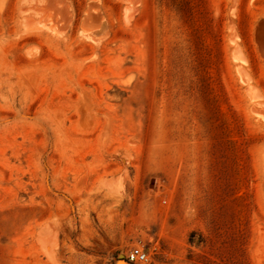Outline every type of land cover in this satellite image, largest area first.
<instances>
[{
    "label": "rangeland",
    "instance_id": "374dc122",
    "mask_svg": "<svg viewBox=\"0 0 264 264\" xmlns=\"http://www.w3.org/2000/svg\"><path fill=\"white\" fill-rule=\"evenodd\" d=\"M136 246L264 264V0H0V264Z\"/></svg>",
    "mask_w": 264,
    "mask_h": 264
},
{
    "label": "built area",
    "instance_id": "2783aa9c",
    "mask_svg": "<svg viewBox=\"0 0 264 264\" xmlns=\"http://www.w3.org/2000/svg\"><path fill=\"white\" fill-rule=\"evenodd\" d=\"M129 263L133 264H149L150 257L149 254L139 246L131 248L125 256Z\"/></svg>",
    "mask_w": 264,
    "mask_h": 264
},
{
    "label": "bare ground",
    "instance_id": "6f19581e",
    "mask_svg": "<svg viewBox=\"0 0 264 264\" xmlns=\"http://www.w3.org/2000/svg\"><path fill=\"white\" fill-rule=\"evenodd\" d=\"M120 261H121V260H120ZM120 261H119V262H120ZM122 261H123V260H122ZM125 262L129 263L128 261H125ZM118 264H119V263H118ZM130 264H131V263H130Z\"/></svg>",
    "mask_w": 264,
    "mask_h": 264
},
{
    "label": "water",
    "instance_id": "95a60500",
    "mask_svg": "<svg viewBox=\"0 0 264 264\" xmlns=\"http://www.w3.org/2000/svg\"><path fill=\"white\" fill-rule=\"evenodd\" d=\"M119 263V262H118Z\"/></svg>",
    "mask_w": 264,
    "mask_h": 264
}]
</instances>
